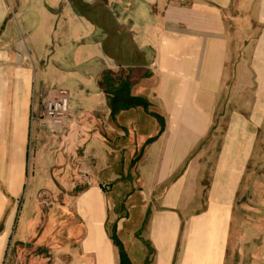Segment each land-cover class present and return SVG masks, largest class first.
<instances>
[{
	"label": "crops",
	"instance_id": "obj_1",
	"mask_svg": "<svg viewBox=\"0 0 264 264\" xmlns=\"http://www.w3.org/2000/svg\"><path fill=\"white\" fill-rule=\"evenodd\" d=\"M235 4L0 0V179L19 186L29 145L63 183L81 155L58 213L78 220L53 215L41 243L53 264H264V196L244 188L264 103L244 111L228 94ZM53 87L70 95L74 139L31 119Z\"/></svg>",
	"mask_w": 264,
	"mask_h": 264
},
{
	"label": "rangeland",
	"instance_id": "obj_2",
	"mask_svg": "<svg viewBox=\"0 0 264 264\" xmlns=\"http://www.w3.org/2000/svg\"><path fill=\"white\" fill-rule=\"evenodd\" d=\"M234 18L238 21L239 55H234L235 68L231 70L233 78L229 96L237 94L241 102V110L251 108L252 101L259 105L264 103V0H236ZM53 87L49 91L34 93L31 103V119L33 110L40 108L46 98L55 94ZM65 90V89H63ZM67 91V90H66ZM36 116V113H35ZM77 116L68 123V136L75 138ZM48 130V129H47ZM54 133V132H51ZM264 140V124L261 134ZM69 142L73 140L69 139ZM72 145H69V148ZM36 145H29L23 177L16 188H11L9 180L0 179V238L5 239L0 249V264H53V254L48 249L49 242L42 243L47 227L53 215L59 218L56 223L70 226L77 222L75 216L63 218L58 214L69 206L77 193L78 166L77 154L69 153L66 183L58 178L59 167L50 166L42 159L37 163L34 155ZM6 153V151H5ZM10 166H0V178L6 176ZM251 179L244 184L245 189L256 192L257 200L262 198L264 190V145L256 159L255 165L249 169ZM247 173V174H248ZM56 191V192H55ZM112 194V193H111ZM26 226V230L23 232ZM62 240V238L60 237ZM49 240H54L52 237Z\"/></svg>",
	"mask_w": 264,
	"mask_h": 264
},
{
	"label": "built area",
	"instance_id": "obj_3",
	"mask_svg": "<svg viewBox=\"0 0 264 264\" xmlns=\"http://www.w3.org/2000/svg\"><path fill=\"white\" fill-rule=\"evenodd\" d=\"M36 113V116H35ZM76 116L68 91L59 89L50 98H46L40 108L33 110L32 121H39L48 129L68 125Z\"/></svg>",
	"mask_w": 264,
	"mask_h": 264
}]
</instances>
